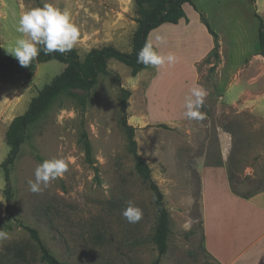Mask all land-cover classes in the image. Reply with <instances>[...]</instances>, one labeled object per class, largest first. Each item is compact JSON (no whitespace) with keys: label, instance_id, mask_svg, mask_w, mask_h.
Returning <instances> with one entry per match:
<instances>
[{"label":"rangeland","instance_id":"1","mask_svg":"<svg viewBox=\"0 0 264 264\" xmlns=\"http://www.w3.org/2000/svg\"><path fill=\"white\" fill-rule=\"evenodd\" d=\"M46 3L70 10L80 30L74 47L80 57L104 45L130 50L134 0H0L4 54L21 36L19 17ZM193 9L216 32V51ZM186 12L189 23H164L148 36L161 54L174 53L177 63L148 66L133 76L126 65L111 59L110 74L100 75L93 89L76 91L83 104L62 95L29 127L10 169V214L0 167V218L11 237L0 241V264H46L25 226L37 230L64 264H152L157 211L127 150L120 124L121 88L130 91L127 122L135 128L137 152L149 165L169 214L167 249L159 264H217L202 245L198 168L224 163L240 191L264 188V54L258 49L255 9L243 0H192ZM157 36L165 42L159 43ZM63 67L48 60L30 77L0 72V163L9 149L5 131L10 120ZM196 85L207 91L199 121L184 115L185 98ZM83 131L93 163L85 158ZM53 158H64L68 171L42 192H32L35 168ZM129 200L143 213L134 224L122 215ZM13 244L24 249L28 263L6 253Z\"/></svg>","mask_w":264,"mask_h":264},{"label":"trees","instance_id":"2","mask_svg":"<svg viewBox=\"0 0 264 264\" xmlns=\"http://www.w3.org/2000/svg\"><path fill=\"white\" fill-rule=\"evenodd\" d=\"M192 4V0H134L136 17V28L130 39V50L123 51L112 45H104L88 50L82 57L74 48L71 52L60 54L58 52L45 55L42 51L38 57L32 61L29 67L20 66L19 62L12 56L4 54L0 49V72H5L10 75L23 74L30 77L33 74L35 67L48 60H56L64 64L62 70L56 74L49 82L45 83L37 93L30 99L27 108L23 113L14 116L5 131V142L9 147L5 158L0 163L4 188L3 195L6 201V212L10 214L12 187L10 181V169L13 166L21 145L27 137L29 127L39 120L50 108L52 103L62 95H68L76 98L83 104V96H80L76 91H89L95 87L100 75L110 74L108 71V62L111 59L117 60L126 65L131 75H136L146 67L143 64L137 63V53L148 41V36L152 30L158 26L169 23L177 24L181 18L187 21L184 4ZM257 19V44L260 54H264V21L261 16L254 13ZM201 22L205 25L207 31L213 37V50L217 48V34L210 27L202 13L199 14ZM117 77V75H115ZM130 91L126 88L120 90V109L121 128L125 134L127 141V150L133 156V166L135 172L147 184V187L152 192L153 202L157 211V219L152 235V240L156 246L157 256L152 264H159L160 257L167 249V236L169 233V214L163 200V193L152 179L151 169L147 162L138 154L137 143L134 137L135 128L127 122V99ZM82 148L85 152V158L88 163H93L91 155V144L83 131L80 136ZM37 158L41 159L38 155ZM96 169V167H95ZM229 177L231 190L233 193L248 197L256 191L247 189L240 191L236 188ZM244 180V178H243ZM259 191V190H258ZM6 228L3 218H0V229ZM32 239L37 243L40 253V259L46 264H64L60 262L49 251L39 238L37 230L25 226ZM200 229L202 235V219L200 213ZM13 252L14 257L20 258L28 263L29 259L24 253V249L10 245L6 249V253Z\"/></svg>","mask_w":264,"mask_h":264},{"label":"crops","instance_id":"3","mask_svg":"<svg viewBox=\"0 0 264 264\" xmlns=\"http://www.w3.org/2000/svg\"><path fill=\"white\" fill-rule=\"evenodd\" d=\"M243 4L252 5L264 21V0H243ZM190 5H183L187 21L181 18L177 24L189 23L186 7ZM201 29L213 46L205 25ZM198 174L205 251L217 264H264V188L248 197L233 193L224 163L202 165Z\"/></svg>","mask_w":264,"mask_h":264},{"label":"clouds","instance_id":"4","mask_svg":"<svg viewBox=\"0 0 264 264\" xmlns=\"http://www.w3.org/2000/svg\"><path fill=\"white\" fill-rule=\"evenodd\" d=\"M17 31L21 34L14 45L6 49L7 53L14 57L22 67H29L39 53L45 55L52 53L65 54L71 52L79 41V27L72 21V14L67 8L60 9L46 3L43 7H35L26 10L18 19ZM159 43H164L163 36H157ZM178 57L169 52L161 54L151 42H145L137 53V63L145 67L154 68L165 65H174ZM207 91L201 85L191 88L185 98L184 115L189 120H203L204 115L200 109L204 105ZM68 171V162L64 158L44 160L38 164L34 171V181H29L30 190L40 193L49 184L60 178ZM122 215L129 223H137L142 218V210L131 200L122 211ZM8 232L0 229V241L10 239Z\"/></svg>","mask_w":264,"mask_h":264}]
</instances>
